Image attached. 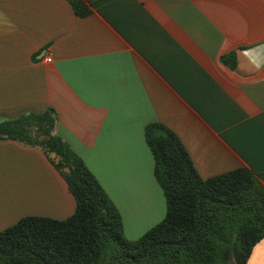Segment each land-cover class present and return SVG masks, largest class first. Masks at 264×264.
<instances>
[{"label": "crops", "instance_id": "obj_1", "mask_svg": "<svg viewBox=\"0 0 264 264\" xmlns=\"http://www.w3.org/2000/svg\"><path fill=\"white\" fill-rule=\"evenodd\" d=\"M87 6L92 13L80 17L68 0H0L18 27L0 33V123L52 109L55 134L102 185L129 240L167 215L151 124L180 138L203 179L245 167L264 174V70L255 67L264 63V0ZM75 211L40 149L0 138V232L24 217Z\"/></svg>", "mask_w": 264, "mask_h": 264}, {"label": "trees", "instance_id": "obj_2", "mask_svg": "<svg viewBox=\"0 0 264 264\" xmlns=\"http://www.w3.org/2000/svg\"><path fill=\"white\" fill-rule=\"evenodd\" d=\"M87 17L94 0H68ZM49 109L0 123V138L40 149L76 201L65 219L28 216L0 232V264H248L264 239V174L240 168L203 179L180 138L161 124L146 129L165 219L138 240L83 159L55 134Z\"/></svg>", "mask_w": 264, "mask_h": 264}, {"label": "clouds", "instance_id": "obj_3", "mask_svg": "<svg viewBox=\"0 0 264 264\" xmlns=\"http://www.w3.org/2000/svg\"><path fill=\"white\" fill-rule=\"evenodd\" d=\"M17 30V25L7 16L6 13L0 11V33L11 34L12 32ZM255 67L258 71L264 70V63L256 62ZM261 243H264V241H262ZM254 257L255 249L253 250V257L249 258L248 264H264V259L256 260Z\"/></svg>", "mask_w": 264, "mask_h": 264}, {"label": "built area", "instance_id": "obj_4", "mask_svg": "<svg viewBox=\"0 0 264 264\" xmlns=\"http://www.w3.org/2000/svg\"><path fill=\"white\" fill-rule=\"evenodd\" d=\"M52 61V58H48V62H51Z\"/></svg>", "mask_w": 264, "mask_h": 264}]
</instances>
